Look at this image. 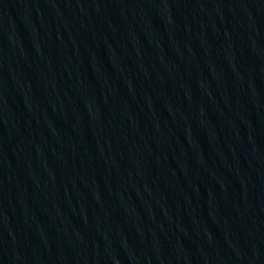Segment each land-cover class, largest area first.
<instances>
[{"label": "water", "instance_id": "1", "mask_svg": "<svg viewBox=\"0 0 264 264\" xmlns=\"http://www.w3.org/2000/svg\"><path fill=\"white\" fill-rule=\"evenodd\" d=\"M0 264H264V0H117Z\"/></svg>", "mask_w": 264, "mask_h": 264}]
</instances>
